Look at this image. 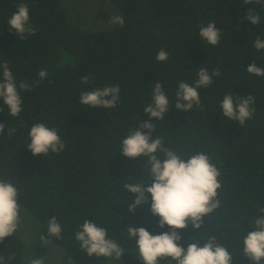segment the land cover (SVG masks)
I'll use <instances>...</instances> for the list:
<instances>
[{
    "label": "trees",
    "instance_id": "1",
    "mask_svg": "<svg viewBox=\"0 0 264 264\" xmlns=\"http://www.w3.org/2000/svg\"><path fill=\"white\" fill-rule=\"evenodd\" d=\"M123 26L84 29L64 0H0V64L8 62L19 89L23 111L18 117L0 100V180L10 181L18 202L43 225V236L52 245L70 253L73 264H106L108 258L89 257L80 250L75 233L85 220L107 229V236L124 248H135L124 226L135 222L156 235L161 229L149 202L135 213L128 211L135 196L126 183L151 179L146 157L130 159L120 154L122 141L140 122L155 124L153 139L187 160L197 152L209 156L220 173L217 199L220 206L206 215L200 229L191 224L181 233V244L203 246L210 236L233 255L232 264H250L242 254L243 238L252 231V221L264 208V77L249 74L255 62L264 67V49L253 43L264 40V6L244 0H124ZM21 3L29 8L34 36L21 39L10 30L8 19ZM261 21L251 25L247 9ZM214 22L220 30L216 46L200 37L199 30ZM169 55L164 62L157 53ZM200 67L209 74L218 69L213 83L200 92L201 106L187 113L175 108L181 81L195 85ZM48 75L41 80L40 70ZM89 77L88 83L81 78ZM3 70L0 68V81ZM162 84L169 99L163 120H150L144 112L152 103L155 83ZM119 85L115 108H88L79 103L82 92ZM234 101L252 95L255 109L243 125L222 115L220 103L226 94ZM37 123L55 128L64 150L33 155L26 147L30 129ZM8 128L15 129L7 135ZM147 131V130H145ZM156 155L164 159L163 154ZM55 216L62 226V239L48 238L47 223ZM0 254H14L12 264H28L24 241L14 233L0 242ZM139 252L125 253L123 264H143ZM163 264H175L162 258ZM263 261V260H262ZM261 261V262H262Z\"/></svg>",
    "mask_w": 264,
    "mask_h": 264
},
{
    "label": "clouds",
    "instance_id": "2",
    "mask_svg": "<svg viewBox=\"0 0 264 264\" xmlns=\"http://www.w3.org/2000/svg\"><path fill=\"white\" fill-rule=\"evenodd\" d=\"M244 3L264 6V0H244ZM251 25H258L261 21L259 13L248 8L244 17ZM110 24L123 26V15L111 16ZM10 30H13L21 39L27 35L34 36L36 29L30 23L29 8L21 3L17 11L8 19ZM201 38L208 44L216 46L220 41L221 32L214 22L199 30ZM253 47L259 51L264 49V40L257 37ZM168 53L161 49L156 60L164 62L168 59ZM3 70V79L0 81V100L9 110V115L18 117L22 109V99L19 89L30 91L31 85L21 81L19 85L15 81L8 62L0 64ZM249 74L264 77V67H258L253 62L247 69ZM48 72L40 70L39 77L45 79ZM218 69H213L211 74L205 67H200L198 79L195 85L181 81L176 92L175 108L187 113L195 106H201L200 92L198 89L208 88L213 76H220ZM82 83H88L89 77L81 78ZM119 85L105 86L104 88L82 92L79 103L88 108L103 107L115 108L119 102ZM252 95L241 97L234 101L233 96L226 94L220 103L222 115L229 120L238 121L243 125L254 115L255 109ZM169 99L167 98L161 83L156 82L152 91V103L147 104L144 112L150 120H163L168 111ZM3 111V109H0ZM5 130V124L0 123V133ZM147 130V131H145ZM155 124L145 121L122 141L120 154L130 159L140 160L146 157L147 168L151 179L149 186L142 182L126 183L124 188L134 194V201L127 205L128 211L135 213L138 208L149 202L147 194H150V211L154 217H158V226L163 229L168 226L169 231L160 234H150L144 227H137L132 222L122 229L126 230L127 238L134 239L139 251V259L143 264H158L159 258H170L175 264H232L233 255L226 247L217 243L215 235L210 236L203 246L198 243H188L187 247L181 244L182 236L178 229H185L191 224L193 230L200 229L204 223L203 218L220 206L217 199V189L220 183L217 177L220 175L217 167L210 162L209 156L203 152H197L184 160L175 151L164 146L163 138L153 139ZM15 129L8 128L7 135H11ZM30 143L27 148L35 155H47L49 152L59 153L64 150V143L55 128H49L44 123L33 125L28 133ZM162 153L164 159L156 153ZM260 215L252 221V231H248L243 238L242 254L250 261V264H261L264 260V208L259 209ZM20 224V205L18 204L17 188L10 181L0 180V242L12 236ZM48 238L62 239V226L55 216L47 223ZM75 240L80 244V250L92 258L106 257L112 264H122L121 258L126 253L115 240L108 238L107 229L85 220L75 233ZM14 254L7 256L0 254V264H12ZM28 264H46V258L29 257ZM67 264H73L69 258Z\"/></svg>",
    "mask_w": 264,
    "mask_h": 264
},
{
    "label": "rangeland",
    "instance_id": "3",
    "mask_svg": "<svg viewBox=\"0 0 264 264\" xmlns=\"http://www.w3.org/2000/svg\"><path fill=\"white\" fill-rule=\"evenodd\" d=\"M64 2L76 22L87 30L114 26L115 24L109 23L111 16L122 15L125 6L124 0H64ZM18 204L20 205V224L15 233L24 241V256L27 263L29 257L34 255L37 258L45 257L46 264H67L71 258L67 249L49 244L43 236L41 221L25 206L19 202ZM124 249L126 253L139 252L137 247ZM106 264H112V261L108 258ZM158 264H163L162 258H159ZM261 264H264V260Z\"/></svg>",
    "mask_w": 264,
    "mask_h": 264
}]
</instances>
